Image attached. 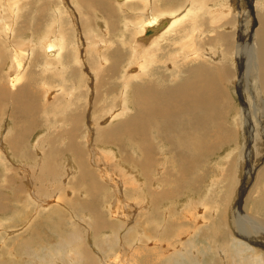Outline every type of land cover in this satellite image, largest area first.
Here are the masks:
<instances>
[{
  "label": "rangeland",
  "instance_id": "rangeland-1",
  "mask_svg": "<svg viewBox=\"0 0 264 264\" xmlns=\"http://www.w3.org/2000/svg\"><path fill=\"white\" fill-rule=\"evenodd\" d=\"M168 1L170 5L168 4ZM201 1L203 2L202 4H200ZM244 1L245 0H243V2ZM76 2L78 4V8H76L75 6ZM99 3L101 4V0H99ZM99 3H98V0H0V24L2 25L6 23V25H8L11 23L10 25L14 26V28H12V32H9L10 33L9 38L14 40L16 43H19L23 37L30 38L31 32H33L35 39H38L42 37L44 34H46L47 29L48 31H50L54 28L56 31H59L56 28V26L51 28V23L54 22L52 21L53 17L51 18L52 6H57L61 8L62 10H64L66 6L68 9L66 10V12H68L67 14L70 15L72 13V17L71 15L70 16L68 15L66 17H63L62 19L64 29L62 28L60 31L66 32L65 34L67 35V40H68V47L66 48V52L63 57V60L65 61L71 58L74 62V59L72 58V55L74 54H78L79 59L82 60V63H81L82 66H80V64L79 66H77V63L74 64L72 68L69 69L70 71L67 72L66 74L67 76H65L66 83L65 82L61 83V86H64L65 92L70 93L69 94L70 95L69 109L65 110L64 108H61V106L64 107L65 105L63 102V96L59 97V95L57 94V96L54 97V99L52 98V100L51 98L50 100H48V96L46 98V95H48V93L51 92V89H50L51 84H54V82L51 83L52 82L51 74L45 75L46 77L48 76V79H47L44 76V74L40 72L39 69L34 68V69H30L31 72H29V70L27 71L29 75L27 74L25 76V78L22 81L24 83L22 85V82H21L20 87L30 84L29 90L32 91L36 95V99H35L36 101L34 100L33 102L35 103L37 107V112L36 113H33V112L19 113L16 110L17 108L14 105V102L10 98L9 99L6 98L10 96L9 93H8L9 96H4L2 94V88L5 85H8L9 74H6V72L10 73L7 70V68H9V64H10L9 61L11 57L8 51V44L5 43L6 41L5 39H7L8 35L2 36L0 33V97H1L0 98V134H5V138H7L8 131H6V127L7 126L9 127L8 120L10 119H12L15 122V125L11 123L12 124L11 128L9 127V129L13 130L11 137L14 136V138L16 137L21 138L24 131H26L27 133L26 137H24L25 140L23 139V143H22L23 149H19L17 147H15L14 149L10 148L11 146L10 143H7L6 147L5 146L2 147L3 145L0 144V201H1L0 203L3 204L2 205L3 207L0 208V264H40L41 263L40 260L45 258V255L48 254L47 252L49 251V249L54 248V247H55L54 248L55 252L57 251V253L53 254V258L51 257L52 264H67V263L69 264V261H72L69 254L71 253V251L73 252V254H76L74 249H75V246L77 245H73L69 247L68 245L69 242L65 240L64 243L67 242V244L65 243L66 244L65 245L66 247H65L61 244L60 240H62V238L65 236L66 237L63 239H66L68 235H70L72 232L75 231L74 224L80 227L83 230V234L87 236L84 239H80L81 243L85 242L88 246H91V247L95 246L93 249L98 250V251H101L102 249V252L105 255L111 249L114 250V254L115 252L118 253L116 257L118 259L117 262L113 261L114 260L113 257H112L113 259L108 258L109 262L112 260L110 264H135V263L136 264L137 263L138 264L139 263L140 264H147V263L148 264H163V261H166V259L170 261H174L179 251L187 247L189 248V251H188L189 254L186 256H188V258L190 257L192 258V260L191 258L189 259V262H188L189 264L190 263L192 264H213L212 259L214 258V254H211V253L213 251L215 242L211 244L210 240H213L212 232L214 231L211 232L212 234L209 240L207 238V235L205 234V231H203L202 234L200 233L197 234L199 231L201 232L203 228L207 230V223H205L206 225H204V223L202 225L195 224V222L199 221V219L202 218L205 213L207 215V205L204 204L202 198L205 197L207 193V189L209 188L210 184H213L216 187V188L214 187V190H215L214 198H215L216 193H218L219 198L221 197L220 193L218 192L220 190H225L227 187H229L230 192H231L232 188L233 190L235 188L236 189L235 193H233L232 191L228 196L229 198L228 199L225 198V200L227 201L229 200L226 205L234 206V209L236 208L235 210L237 211L239 215L244 214L242 213L243 212L242 210H245L246 212V209L248 210L250 208V204L247 207H246V204H247L249 196L252 195L254 192V184L256 181V177H257L256 173H257V170L262 169L263 160H264V158L262 161L260 160L261 156L264 157V149H263L264 148V111H263L264 110V93H263V96L260 97L262 98L260 103L254 106L257 109H261L263 112H258L256 115L255 114L253 115V112L251 110V105H252L251 100L247 98L248 97L247 95L250 96L252 94V91L254 90L255 86L251 81L249 82L245 78L244 69H243L242 75L244 77L245 82H243V85L242 84L241 85H242V88L244 86L245 90L246 91L249 90L250 93L248 92L249 94L247 93V95L243 93L244 98H242L243 101H241L242 99H240V97L238 96L235 97L233 95L232 87H230L231 92L229 91L230 82L224 81V86L227 83L228 91L231 93L234 99V105H232V107L228 110V113H227L226 106L224 104L222 103L217 104L216 109L221 113V119H209L208 116H209L210 109L207 111V108L205 107L201 108L199 111L193 110V111L182 112L178 114L175 113V114H172V116L168 118H163V116L161 115H153L155 117L148 116V123L151 126V131L152 130L154 131L153 134L159 136V140H163V142L167 143L168 148L165 150L164 156L166 155L171 156V159L169 160V163L166 165L163 164V160L161 159L162 155L160 154L161 151L158 149L157 142L155 143L153 142V149H151L152 151L150 150L148 152V155H149L148 157L145 155L143 156V158H140L139 156H137L138 158H140V160L138 158L133 157V154H134L133 150L138 149L139 151L144 153L143 146L147 144V140H146L147 137L151 138L152 134L150 135L148 134L147 136H145L144 139H142V138H137L136 135L120 133L118 136L115 137L113 142L105 144V146H109L110 148L116 149L118 151V154H120L119 159L121 160L124 166L119 165L117 162L111 161V160L100 161L97 157H95L96 160H94L93 158L94 156L92 157V155L90 154L91 150L89 152V149H87V146H85L87 144L82 142L83 140L79 139V141L77 140L73 141L72 137L67 134L69 139L71 138V141H70L69 139L66 138L67 136L62 135V132L65 133V132L75 131L76 134L73 136H77L78 134H82L83 131L86 130L88 127H92L94 117L98 118L97 122L101 121L102 123V120H104L107 117L109 118L111 116L112 114L110 112L111 110H114L116 112V110L121 109L122 102L117 97L122 95V90L124 86L123 77H125L124 71L129 63V59L131 58L132 60L133 50L136 51L135 48L133 47L135 46L139 50L150 48V47L145 48L146 44H144L143 42L137 39V37L143 33L141 31V27L145 25L146 23H148L154 17L167 16V15L172 16V17L173 16L179 17V15L183 13V9L185 8V5H186L185 3H187V6H188L189 0H175V2H173L172 0H162V1L156 0L154 2L155 8H156L155 11L157 10L158 11L151 12L150 14V12H148L147 10H145L146 12L143 10L141 11L142 15L139 14L140 13L139 10H142L146 6L145 2L142 4L137 3L133 6H126L127 5L126 4L121 7L120 6L121 4L119 5L117 0H107V3L109 4V7H110L109 9L102 8L101 7L102 5H100ZM205 3H207V0H197L195 3L197 7L198 6L202 7L201 9L206 8L205 13L201 12L202 14H200L199 17L198 16L196 17L197 22L195 20H191V16H193V14L196 13V11L192 12L191 8H190L191 14L188 17L183 18L187 20H183L182 18L177 20L178 22L176 23L178 25H176V27L180 28V30L178 31V28L175 27L174 29H176V31L173 30L174 32L172 31L170 34H168L165 37L169 39V41L171 40L169 43H173V40H175L174 38H176L174 37L176 36V34L177 36L178 34L181 36V32L184 31V29H185V32H187V31L192 30V28L194 27H197L198 32L200 33L202 39L207 41V38H208L206 35L207 34V24H205L207 22V19H206L207 18V4ZM232 3L237 4L235 2H232ZM238 6L240 7V2L238 3ZM13 7L16 13L19 14V16L16 17L17 20H15V22H13L12 20L13 18L11 17V15L14 12ZM132 7L138 9L135 11L137 13V16L132 14L133 12V10H131ZM256 10L259 12L260 8L258 7ZM10 11L12 12L11 15L9 14ZM177 11L179 12V15ZM237 13L238 11L235 12V14ZM3 14L5 15L6 20L4 19ZM129 17H132L131 21L132 22L134 21L136 25L129 27L130 28L129 31H125L123 29L121 30V27L123 26V24L125 23V21H127ZM10 18L12 21L10 20ZM227 19L229 20L230 18H227ZM258 19H259V16H258ZM190 21L191 22L193 21V23H191ZM187 22H190V24ZM255 22H256L255 18H252V17L248 21L244 20L242 22L241 27L238 28L239 31H237L236 33V38L238 39L242 36L240 32L243 30H247V32L252 31L253 35L255 36L254 30H253V28L256 26V24H254ZM106 23L108 24V29H106ZM137 23L139 25L140 23H143V24H141L140 25L141 27L138 28L139 25ZM182 23L184 26L186 25L187 27L186 26L184 27ZM188 28H191V29L188 30ZM258 28H259V25H258ZM3 30H4L3 27L0 28V31H3ZM108 30L109 32L106 33V31ZM50 34H51V31H50ZM92 34H95L96 37H94ZM60 35L62 36L61 33ZM120 35H123L124 41H122L119 38ZM186 35L188 36V38H191L192 34L187 32ZM246 36H245V39H248V35ZM181 38H183V36H181ZM213 38L214 40H218L219 35L213 34ZM179 39L177 38L175 40L176 43L178 42L177 40ZM225 40L226 39H223V38L221 40L222 43L225 44L223 45L224 48L223 47L219 48L217 45H215L214 41L213 43L208 42L207 44H204V43L201 44L200 48L203 54L206 52L207 49L211 50L212 52V57L210 58L209 64L216 65L218 59L221 60L223 57L227 56L226 50L224 49H226L229 44L227 40L226 41ZM41 42L42 41L38 40L34 44L36 46L35 48L36 51H41V49L43 48L42 46L46 45V42H42L43 44ZM108 42H111L113 45L112 44L109 45ZM163 42L164 41H162L161 43L160 41L159 43H157L158 46L162 45ZM232 42H233V39H232ZM248 42L249 43L247 44V46H249L248 50H250V48L252 49L251 47L252 42L251 41H248ZM27 43H30V42H27ZM137 43H139L140 45ZM176 43L174 42L173 44L167 45V46H170V45L172 46L171 47L172 49H169L167 51L169 53V54L167 53L168 56L171 53V56L169 59H173L172 57L174 56V54H177V52L181 51L180 49L183 48L181 46H178L175 48ZM29 46L30 44H25L24 47H27V48L24 49V47H22V49L26 50L29 48ZM99 50L102 51L100 52V54H98ZM244 50L245 52L243 53V55L237 58V63L238 65L247 66L249 62H251V59H250V55L246 53V49ZM184 51L186 52L185 49ZM39 53L40 52H38V54ZM105 54L110 57V58L108 57L110 59V63L108 67L104 68L102 72H100L99 76L97 77L94 74L97 72V70L95 71V68L101 65L102 62L109 61ZM253 54H254V51H253ZM103 55H105L107 59ZM94 57L96 58V60ZM97 58L99 61V65H97L98 63ZM203 58H205L204 55H203ZM47 59H51V58H48L46 55L43 54L42 60H44L45 62V60ZM239 59H240V62H239ZM87 60L89 61L87 62ZM206 60L207 59H203L202 62ZM190 61H194L195 64L191 65L189 69L188 67L184 68L186 75L181 77L180 80L174 84H172L171 81H168L170 78L169 79L165 78V76H170V73L167 72L168 70L167 65H172L174 69L172 68L170 71H173L176 77L178 76V68L173 63H168V62L164 63L163 61H160V62H157L155 65L148 66V70L153 68L154 70L153 73L155 76L151 74L152 75L150 77L151 79L149 78L148 80L147 79L145 80L147 82L148 81L150 82V83L148 82L149 85L147 87L153 86V88L155 87L154 88L155 90L165 93L168 90V88H174L180 84L185 83L187 79H193L195 76L192 73V70L195 68H201L202 66L206 64L197 63L196 61L198 62L201 61V59L197 57H195L194 59L185 57L184 62H190ZM237 63H236L235 68L233 69V72H235L236 68H238ZM81 67L84 69H82ZM159 69H161V71H158ZM34 71H35V74H34ZM127 74H129V72H127ZM237 76L238 75L236 74V77ZM143 77H146V76H143ZM44 79H46V81L49 83L46 85L47 87L46 86L43 87L41 85V81ZM58 81L59 79H55V82H58ZM129 82L131 86H130L128 93L129 95L133 97V104L136 107V99L138 98L136 89L140 86L138 84V81L136 82L129 81ZM75 85L77 86L75 87ZM132 86H134V89L132 88ZM147 87H140V88H147ZM234 87L238 88V86L236 85H234ZM4 88L7 90L8 87L5 86ZM72 89L73 90L77 89V90L76 92H73ZM12 92L13 91H11V93ZM15 92L16 91L14 90L13 93ZM1 94L4 98L1 96ZM10 100L12 102H10ZM255 103L257 104V102ZM230 104H233V103H230ZM238 107L240 109H244V112L246 114L244 115V118L250 117V119L247 118L246 120L247 131H248L246 141H243V135L241 134V132L246 131V129L245 128L240 129L241 121L236 119V116L238 114ZM103 110H105L106 113L104 115H100ZM135 111H136V108L129 115H133ZM77 112H83L84 114V121L83 123L79 121L80 122L78 123L79 127H77V122L75 121V118H74L75 116H77ZM2 119L4 120L3 122H2ZM125 119L126 117L123 120ZM129 119L130 117L127 118L125 122L128 121ZM123 120L116 121V123L113 126L119 125ZM170 123H174V124L171 126ZM182 123H186L185 127L182 126ZM56 125L58 126L57 130H55ZM45 128H50L54 130L51 131L50 135H48L47 137L45 136L43 147H37L35 150H33L34 148H32L30 143L32 141L35 142V139H34L35 135L39 134ZM66 128L68 129L67 131H66ZM185 128L186 130H183ZM221 128L223 129L222 131H221ZM107 129L109 128H106L105 130ZM180 132L185 133L184 140H183V148H181L180 146L173 147L171 144L169 145L168 137L175 138ZM213 134L215 137L212 136ZM221 135H224L225 141L222 142L221 144H218V146H215L212 148L211 147L212 140H214L215 138L217 139ZM92 138H93L92 141H89L91 142V144L89 143L90 147L91 145H95V143H97L96 139L94 137ZM69 142L71 143V145L72 143H77L78 145L80 144L79 151H76L75 146L72 145L74 147V150H73V148L70 147ZM99 143L104 146V142L101 143V141H99ZM45 146H46V149H45ZM4 148L5 149L7 148L6 152L3 150ZM99 149H103V148H99ZM43 151H44V154H43ZM232 151L235 153L234 154V157H235L234 161H236L235 166H234V161L232 157H229L227 159L223 158L225 157V155L226 157H228V154ZM31 152H33V154L35 153V157L37 153V156H38L37 164L39 162L40 164L45 163L46 167L51 169V170L48 169L50 173L51 171H54V170H57V172L60 170L62 172H65V169H67L66 168L67 166L65 167V169H63V166L69 164V161L66 159L68 156H70V161H73L75 165L77 166V168L80 167L79 165L81 162H84L86 166L89 167L92 173H100L101 167L103 169H106L105 166L107 165L108 168L112 170V172H109L106 169L110 173V175H112V177H110L109 179L113 180L115 183L116 181L124 182V180L127 179L125 174H128L132 169H136L140 171L141 174L143 175V177L141 176L143 178L142 181L143 182L146 181L148 183L146 184V186H148L149 191L152 192L151 194L147 190L148 192L146 194L148 195H146V197L149 199L148 201H150L151 203H155L151 205L152 207L151 215L145 216L142 213V211H139L140 208L138 204L136 205L134 204V206H132L133 204L130 203L131 202L130 200H133L132 202L134 203V199H135L133 197L132 190L135 187L141 186L140 183L136 185L128 184V187L126 186V188L128 189V193L126 191L127 189L124 190L123 196L121 197L118 196L114 192V190H112L110 187H108L107 189H102L98 195L96 194L94 195V193L90 191L91 186L89 187V184L91 185V182L90 181L88 182L87 177L82 178L81 175L83 174L81 172H78L77 175L75 176L76 180L72 179L75 182L69 185L71 186V188H69L68 186L65 189L64 186H61V182H60V184H58L57 186L51 189L53 191V194L55 193L60 194V195L57 194V197H60L61 199L59 198L57 199L61 201L60 203L62 204V212L60 211L51 212V209H48L49 211L43 210L39 216L35 217L36 212H37V207L35 204L30 205L27 203L28 198H26L25 196L27 195L26 194L27 192L25 191L26 187L28 188V191H36V192L45 191L47 190L48 187H45V185L41 186L39 182L35 183V181L45 180V182H48V180L51 181V176H47L46 174L41 175V172L39 173L38 171L39 174H37L38 176L36 175L37 178L36 177L33 178V176H35V171L37 169L36 168L34 170L31 167L33 159L32 161H28L27 159L24 160L23 158V155L26 156L27 153L32 154ZM40 153L42 154V156H44L42 159L38 155ZM76 156L78 159L76 158ZM241 163H243L244 165L240 166L239 164ZM43 166H41V170L39 168L40 171L43 170ZM28 168H29V171H26V169ZM159 172H160L159 176H154L155 174L157 175ZM160 176H164L165 193L163 197H161V194H159V193H162L161 191L162 189H157L158 184H160L159 183ZM220 181L222 182L219 183ZM150 182L152 183V185ZM220 185L222 186L221 188H220ZM83 191H85V195H82L80 197L79 193ZM141 194H142V190H139L138 196ZM157 194L158 196H156ZM165 195H167V197ZM20 196L23 197L24 200L21 201L22 203L20 202L17 203L16 198ZM141 196H143V198L139 196L140 198L138 199L137 203L143 202L146 199L144 195H141ZM232 197L234 199L233 201H232ZM39 199H42L41 195L39 196ZM187 202L189 203L191 202L192 204L193 203L195 204L187 210L186 215L181 214V212H178V208L180 207V205H183L180 207V208H183L185 203L188 204ZM180 203H183V204H180ZM124 205L127 206L128 208L125 207ZM112 208L114 211L112 210ZM203 208H206L205 213L203 212V214L199 215V211H202ZM239 208L240 210H238ZM251 208H252V203H251ZM92 210L94 211L95 214L92 212ZM118 211L119 212H126V211L131 212V214H128V216H125L126 218L129 219L127 223L126 221L125 222L120 221L112 216V214L115 212L119 213ZM70 212H72L75 216L72 217ZM111 212L112 214H110ZM50 214H51V219L49 221H46V218ZM192 216H195L194 222H191ZM26 217H27V222H26ZM34 217H35V220H34L35 224L34 222L32 223L33 225L28 224V220H31L32 218L34 219ZM59 217L61 218V220L59 219ZM146 217H149L150 221H148ZM19 220H21L22 222L21 221L17 222ZM169 220H172V221H169ZM157 221H158V224H157ZM101 222H103L104 225H102ZM120 223L123 225H120ZM210 223L212 222L210 221ZM87 224L90 226H93V229H95L96 225L98 224L97 225L98 230L100 229L99 239L97 238V240H95L93 237V234L91 232L89 233ZM147 225H149V228H150L149 230L146 227ZM156 225H157L158 230L161 229L162 226H166V229L168 228L167 229L168 231H166L168 232L167 234L168 237L162 238V239L155 238L154 228H156ZM139 227H141V229H139ZM219 227L221 228V230H225L226 228L222 223L220 224ZM130 229L131 230L134 229V231H131ZM193 229L196 230V232L195 234L190 235V232L194 233ZM118 232H120L121 234ZM129 232L133 233L132 234L133 238L131 239L132 242L130 240H127V242H129L127 244L126 240H123V239H124V235L128 234ZM143 232L145 233L147 232L151 236L150 240H148L149 242L145 241V239L143 238L142 236ZM179 232L181 233L178 237V241H175L176 234H178ZM113 233H117V234H113ZM115 235L116 236L119 235V238L116 239ZM199 235L200 236L205 235V236L203 238V237H200ZM134 236L136 237L134 238ZM138 236L141 237L142 242L144 240L145 243L144 242L143 243L145 245L147 244L145 249H142V246H136L135 248H130L133 242L134 243L139 242V240L137 239ZM111 238L113 239V241L111 240ZM190 239L192 240V242ZM30 241L33 242L32 247L26 245V243H29ZM106 241H108L109 244ZM217 241L221 242L220 235ZM116 242H117V245L115 246ZM190 243L194 245L195 247L197 246L196 249L194 248L192 251H190V248H191L189 246L191 245ZM119 244H124L125 245L124 248L127 249L128 251L130 250V252H123L124 249L120 248ZM21 246L24 248H21ZM257 247L256 248L259 251V253H264V249H263L264 245L257 246ZM35 248H39V251H40L39 254L40 255L42 254V256L39 257L36 254H34ZM137 248L139 249V251ZM207 248L209 251L207 250ZM155 249L157 251H154ZM21 250H24V251L22 252ZM198 250H199V253H198ZM68 251H69V254L67 256L66 254L68 253ZM90 251H92L91 255L93 257H96L95 252L91 249ZM195 251L197 254L194 253ZM61 252H62V259H65L64 261L59 259ZM165 253H168V254H165ZM139 255L141 256V258ZM153 255L155 256L153 257ZM246 258L248 259V255ZM97 259H100L99 264H103L102 262L104 261L107 262L106 256H103L102 258L97 257ZM162 259H165V260H162ZM161 261L162 263H160ZM247 262H244V263H247ZM186 263L187 261L182 258L176 264H186ZM215 264H220V263L217 262ZM227 264H230V263H227Z\"/></svg>",
  "mask_w": 264,
  "mask_h": 264
},
{
  "label": "bare ground",
  "instance_id": "bare-ground-1",
  "mask_svg": "<svg viewBox=\"0 0 264 264\" xmlns=\"http://www.w3.org/2000/svg\"><path fill=\"white\" fill-rule=\"evenodd\" d=\"M117 1H118L119 5L121 4L120 5L121 7L126 5V4H127L126 6H133V5L137 4V3H141L142 4V3L145 2L146 6L142 10H139L140 11L139 14H141V11H143V10L144 11L147 10L148 12H150V14H151V12H157L158 11V10L155 11L156 8H155V3L154 2L156 0H137V1L136 0H117ZM172 1L175 2V0H172ZM196 1L197 0H189L188 6H187V3H185L186 5H185V8L183 9V13L181 15H179V12L177 11L179 17H177V16H173L172 17V16H168V15L167 16L154 17L148 23L143 25L142 27L140 25L143 24V23H140V25L137 23L139 25L138 28L141 27V31L143 32L140 36L137 37V39L139 41L143 42L144 44H146L145 48H147V47L148 48L150 47V48L149 49H141V50H139L137 47H135V46L133 47V48H135L136 51L133 50L132 60H131V58L129 59V63H128L125 71H124V76L125 77H123L124 86H123V90H122V95L117 97L122 102L121 109L120 110H116V112L114 110H111L110 111L112 113L111 116L109 118L107 117L104 120H102V123H101V121L97 122L98 118L94 117V121L92 123V127H88L86 130L83 131L82 134H78L77 136H73V135L76 134V132L73 131V132H65V133L62 132V135L67 136V134H68L69 136L72 137L73 141L74 140L75 141L76 140L79 141V139L83 140L82 142L87 144L85 146H87V149H89V152L91 150L90 154L92 155V157L94 156L93 157L94 160H96L95 157H97L100 161H102V160L103 161L111 160V161L117 162L119 165H123L121 160L119 159V155L120 154H118V151L116 149L110 148L109 146H105V144L113 142L115 137L118 136L120 133H127L129 135H136L137 138H142V139H144L145 136H147L148 134L149 135L152 134V136H151L152 139L147 137V139H146L147 140V144H145L143 146V152L144 153H142L138 149L137 150H133V153L135 154V155L133 154V157L134 158H138L137 156H139L140 158H143L144 155L148 157L149 156L148 152L151 149H153V142L154 143L157 142L158 149L161 151L160 154L162 155L161 159L163 160V164L166 165V164L169 163V160L171 159V156H168V155L164 156V152L168 148L167 143L163 142V140H159V136L153 134L154 131L153 130L151 131V126L148 123V116L155 117L153 115H161V116H163V118H168V117H171L172 114H175V113L178 114V113L188 112V111H193V110H198L199 111L201 108L205 107V108H207V111L210 109L209 116H208L209 119H221V113L216 109L217 104L218 103L224 104L226 106V112L227 113H228V110L232 107V105H234V99H233V97H232V95L230 93L231 92L230 87L233 88V95L235 97L236 96L240 97V99L244 98V94L243 93H245V95H247V93L249 92V90L248 91L245 90L244 86L242 88L243 82H245L244 77L242 75L243 69H244L245 78L249 82L251 81L254 84V86H255L254 90L252 91V94L250 95L251 97L249 95H247L248 96L247 98H249L251 100V104H252L251 105V110L253 112V115L254 114L256 115L258 112H263L264 110L262 111L261 109H257L254 106L258 105L260 103V101L262 99L260 97H262L263 93H264V0H250V1L249 0H245L246 2L245 1L243 2V0H207V3H205V4H207V18H206L207 22L205 21L206 22L205 24H207V34L206 35H207V37L209 39L207 38V41L202 39L200 33L198 32L197 27H194V28H192V30L187 31L188 33L192 34L191 38H188V36H187L188 34L186 35L187 32H185V29H184V31H182V32L180 31L181 32V36H183V38H181V36L179 34H178V36L176 34V36H174L176 38H174V39L175 40L177 38L179 39V37H180V39L177 40L178 41L177 43H176L175 40H173V43L174 42L176 43L175 44L176 45L175 48L178 47V46H181L183 48H181L180 49L181 51L177 52V54H174V56L172 57L173 59H169L170 56H171V53L168 56L167 55V53H168L167 51L169 49H172L171 48L172 46L171 45L167 46V45L173 44V43H169L171 40L169 41V39H167L165 37L168 34H170L173 30L176 31V29H174V28L176 27V25H178L176 23V22H178L177 20H179L181 18L183 19L184 17H188L191 14L190 13V8L192 9V12L196 11V13L193 14V16H191V20H195L196 21L197 20L196 17L197 16L199 17V15L202 14L201 12H204V13L206 12V10H205L206 8L201 9L202 7H200V6L197 7L196 6V4H195ZM232 2H235L237 4H234ZM239 2H240V7L238 6ZM98 3H99V0H98ZM162 3H160V4H162ZM202 3L203 2L201 1L200 4H202ZM168 4L170 5L169 1H168ZM100 5H102L101 7L105 8V9H109L110 8L109 4L107 3V0H101V4ZM183 5H184V3H183ZM75 6H76V8H78L77 2L75 3ZM258 7L260 8L259 12L256 10ZM11 8H12V6H11ZM13 9H14V7H13ZM16 9H17V7H16ZM64 10H62L61 8H59L57 6H52L51 18L53 17L52 21H54V22L51 23V28L56 26V28L59 31H56L54 28L52 30L49 29L51 31V34H50V31H48V29H47L46 34H44L45 36L44 35H43L44 37L42 36L43 38L40 37L38 39H35L33 32H31L30 38L23 37L22 40L19 43H16L14 40L9 38V36H10L9 32H12V28H14V26L13 25L11 26L10 25L11 23L8 24V25H6V23L2 24V25L0 24V28L3 27V29H4L3 31H0L1 35L2 36H7L8 35L7 39H5L6 40L5 43L8 44V51H9L10 57H11V59L9 61V63H10L9 64V68H7V70L10 73L6 72V74H9V76H8V85L9 86L5 85V86L8 87L7 90L4 88L5 86L2 88V94L4 96H9L10 95L9 97H6V98L7 99L10 98L14 102V105L17 108L16 110L19 113H21V112H29V113L33 112V113H36L37 112V107H36L35 103L33 102L36 99V95L32 91L29 90L30 89V87H29L30 84L29 83H28L29 85H25L24 84L25 86L20 87L21 82L23 81L25 76L28 74L27 71L29 70V72H31L30 69H34V68L39 69L40 72L44 74V76L51 74V81H52L51 83L54 82V84H51V86H50L51 87L50 88L51 92L48 93V95H46V98L48 96V100H50V98L52 100V98L54 99V97H56L57 94L59 95V97L63 96V102H64L65 105H64V107L61 106V108H64L65 110L69 109V105H70V95L69 94L70 93L69 92H67V93L65 92L64 86H61V83H64L66 81V77L65 76H67L66 75L67 72L70 71L69 69H71L74 64L77 63V66H79V64H80V66H82L81 65L82 60L79 59V55L78 54L72 55V58L74 59V62H73V60L71 58L69 60H65L66 62L63 60V57H64L65 52H66V48L68 47V40H67V35L65 34L66 32H64V31L61 32L60 30L62 28L64 29V26H63V23H62L63 22L62 21L63 17H66V16L69 15V14H67L68 12H66V10H68L66 6H65ZM131 10H133L132 14L137 16V13L135 11L138 10V9L132 7ZM236 10L238 11L237 14H235V12H237ZM13 11H14L13 12L14 15L12 14L11 11L9 12V14L10 15L12 14L11 15V17L13 18L12 20H13V22H15V20H17L16 17H18L19 14L16 13L15 9ZM4 14H3V16H4V19H5V15ZM70 15L72 17V13ZM258 16H259L260 20L258 19ZM251 17L255 18V20H256V22L254 23V24H256V26L253 28L255 36L253 35L252 31H248L247 32V30H243V31L240 32L242 34V36L237 39L236 38V33H237V31H239L238 28L241 27L242 22L244 20L248 21V20L251 19ZM227 18H230V19L228 20ZM10 20H11V18H10ZM131 20H132V17H129L127 19V21H125V23L121 27V30L123 29L125 31H129V29H130L129 27H132V26L136 25V23L134 21L132 22ZM183 20H187V19H183ZM190 22H187V23L190 24ZM191 23H193V21ZM185 24H186V22H185ZM182 25H183V23H182ZM258 25H259V28H258ZM15 27H16V25H15ZM176 28H178V27H176ZM106 29H108V24L107 23H106ZM189 29H191V28H188V30ZM179 30H180V28H178V31ZM223 30H225V31H223ZM221 31H223V32H221ZM108 32H109V30L106 31V33H108ZM251 32H252V34H251ZM60 33L62 34V36L60 35ZM119 34H120V32H119ZM213 34L219 35L218 40H214ZM92 35L94 37H96L95 34H92ZM246 35H248V39H245ZM119 38L122 41H124L123 35H120ZM222 38L226 39L228 44H229L227 46V48L224 49V50H226L227 56L223 57L221 60L218 59L216 65L209 64L210 63V58L212 57V52H211V50L207 49L206 52L203 54L201 52V48H200L201 44L202 43L207 44L208 42L209 43H213V41H214L215 45H217L219 48H222L223 45H225L221 41ZM232 39H233V42H232ZM38 40L42 41V42H46L45 46L41 45L43 47L42 49L39 48V49H41V51H36V49H35L36 46L34 44ZM160 41H161V43H162V41H164V42H163L162 45L158 46L157 43H159ZM248 41L252 42V46L251 47H252L253 50L251 48H250V50H248V48H249V46H247V44L249 43ZM27 42H30V43H27ZM108 43H109V45L112 44L111 42H108ZM25 44H30L29 48L26 49L27 51L24 50L25 48H27V47H24ZM137 44H139V43H137ZM100 45H101V43H100ZM22 47H24V49H22ZM184 49L186 50V52L184 51ZM244 49H246V53H248L250 55V59H251V62H249V64L247 66L238 65V63H237V58L240 57L241 55H243V53L245 52ZM144 50H146V51H144ZM247 50H248V52H247ZM160 51H161V53H160ZM175 51H177V50H175ZM253 51H254V54H253ZM38 52H40V53L38 54ZM100 52H102V51L99 50L98 54H100ZM137 52H139V53H137ZM170 52H172V51H170ZM158 53H160V54H158ZM43 54L46 55L48 58H51V59H47L44 62V60H42ZM101 54H103V53H101ZM105 55H103V56H105ZM192 55H193L194 58L197 57V58L201 59L200 62L196 61L197 63H205L206 64V65L202 66L201 68H195V69L192 70V73L195 76L193 79H187L186 82L183 83V84H180V85H178V86H176L174 88H168V90L165 93L160 92L158 90H155L154 89L155 87L153 88V86L147 87L150 82L148 81L149 82L148 83L145 80L146 79L148 80L152 75H154L153 68L148 70V66L155 65L157 62H160V61H163L164 63L165 62L173 63L178 68V76L176 77L174 75V72L170 71L173 68V66L172 65H167V68H168L167 72L170 73V76H165V78L166 79L170 78L171 80L169 79L168 81H171V83L174 84V83H177L180 80L181 77L186 75V72L184 71V68L188 67V69H189V67L191 65L195 64L194 61L184 62L185 61V57L194 59L192 57ZM203 55L205 56V58H203ZM106 56H105V58H106ZM97 57H99V56H97ZM108 57L109 56H107V58ZM103 58H102V60H103ZM109 58H108L109 61H104V62L101 63V65H99V61H98V58H97V61H98L97 65H99V66L95 68V71L97 70V72H96L97 74L94 73L97 77L99 76L100 72H102V70L104 68L108 67V65L110 63V59ZM100 59H101V57H100ZM167 59H169V60H167ZM203 59H207V60L202 62ZM95 60H96V58H95ZM88 61L89 60H87V62ZM239 62H240V59H239ZM246 62H248V61H246ZM236 63L238 65L237 67L239 69L236 68V71L233 72V69L235 68ZM36 64H38V65H36ZM180 65H181V67H180ZM82 69H84V68H82ZM239 70H240V72H239ZM158 71H161V69H159ZM127 72H129L130 75L127 74ZM34 74H35V71H34ZM236 74L238 75L237 77H236ZM163 75H165V74H163ZM143 76H146V77H143ZM154 76H153V78H154ZM45 77H43V78H45ZM46 78L48 79V76ZM55 79H59V81L55 82ZM129 81H134V82L138 81V84H139L140 87H147V88L138 87L136 89V93H137V97H138L136 99V107L133 104V97L131 95H129V93H128L129 89H130V86H131ZM224 81H226V82L229 81L230 82V86H229V91L230 92L228 91L227 83L224 86ZM46 82H47L46 79L42 80L41 81V85L43 87H45L47 84H49L48 82L47 83ZM82 82H83V80H82ZM23 83L24 82H22V85H23ZM72 85H73V83H72ZM234 85L238 86V88L234 87ZM71 86H69V87H71ZM76 86L77 85H75V87ZM167 86H169V85H167ZM132 88L134 89V86H132ZM14 90L16 91L15 93H13ZM76 90L72 89L73 92H76ZM11 91H13V92L11 93ZM8 93H9V95H8ZM2 94H1V96H2ZM11 100H10V102H12ZM241 101H243V99ZM255 102H257V104ZM230 103H233V104H230ZM39 106H40V104H39ZM135 108H136L135 113L133 115H129L135 110ZM70 110H72V109H70ZM105 113H106V111L103 110L100 115H104ZM244 115H246L245 112H244V109H240L238 107V114L236 116V119L241 121L240 122V129H244V128L246 129V131L241 132V134L243 135V141H246L247 135H248L246 120H247V118L250 119V117L244 118ZM125 117H126V119L130 117V119L125 122L126 119L123 120ZM74 118H75V121L77 122V127H79L78 126V123H80L79 121H81L82 123L84 121L83 112H77V116H75ZM118 120H123V121L119 125L113 126L116 123V121H118ZM3 121L4 120L2 119V122ZM11 123L13 125H15V122L12 119L8 120V125H9L10 128H11V125H12ZM173 124L174 123H170L171 126ZM188 124H189V122H188ZM188 124H187V126H188ZM185 125H186V123H182V126L185 127ZM9 127L8 126L6 127V131H8L7 132V138H5V134H0V144L3 145L2 147H4V146L6 147V144L10 143V145H11L10 148L14 149L15 147H17L19 149H23L22 148V143H23V139L25 140L24 137H26V134H27L26 131H24V133L21 136V138H17V137L14 138V136L11 137V134H12L13 130L9 129ZM106 128H109V129L105 130ZM186 128L183 129V130H186ZM57 129H58V126L56 125L55 130H57ZM52 130H54V129L45 128L39 134L35 135V138H34L35 142L32 141L30 143L32 148H34L33 150H35L37 147H43L45 136L47 137L48 135H50ZM67 130L68 129L66 128V131ZM222 130L223 129L221 128V131ZM150 131H151V133H150ZM184 135H185L184 132H180L175 138L168 137L169 145L171 144L173 147L180 146L181 148H183ZM212 136H214V134ZM92 137H94L96 139L97 143H95V145H91V147H90L91 142H89V141H92V139H93ZM66 138L69 139L68 136ZM7 139H9V140H7ZM69 140L71 141V138ZM99 141H101V143L104 142V146L102 144H100ZM224 141H225V137H224V135H221L217 139L215 138L214 140H212L211 147L213 148L215 146H218V144H221ZM255 142H257V141H255ZM69 144H70V147L73 148V150H74V147L72 145L75 146V150L76 151H79V145L80 144L78 145L77 143H72V145H71L70 142H69ZM50 145H51V143H50ZM76 145H78V146H76ZM97 147L103 148V149H99ZM154 147H155V145H154ZM45 149H46V146H45ZM1 150H2V148H1ZM3 150L6 152L7 148L6 149L4 148ZM253 152H254V150H253ZM31 153L32 154L27 153L26 156L23 155V158H24V160L27 159L28 161H32V159H33L31 167L34 170L37 168L36 171H35V176H33V178L36 177V175L39 174L40 172H41V175H45L46 174L47 176H51V181H49L47 179L48 182H45V180H42V181L36 180L35 181V183L39 182L41 184V186L45 185V187H48L47 190H45V191H37V192L36 191H28V188L26 187L25 191L27 192L26 193L27 195H25V196H26V198H28L27 203L30 204V205L35 204L36 207H37V212H36L35 217L39 216L43 210L44 211L45 210L49 211L48 209H51V212H53V211L62 212V204L60 203L61 201H59V199H61V198L57 197L58 193L53 194V191L51 189L54 188L55 186H57L58 184H60V182H61V186H64L65 189H66L69 185H71L72 183L75 182L72 179H75V176L77 175L78 172H81L83 174V175H81L82 178L83 177H87L88 182L89 181L91 182V185L89 184V187L91 186L90 191L92 193H94V195L95 194L98 195L99 192L102 189H107L108 187H110L112 190H114V192L118 196L121 197V196H123V191L127 189L126 186L128 187V184H135L136 185V184L140 183L141 186L133 188V190H132L133 191V197L135 199H134V203L132 202L133 200H130L131 201L130 203L133 204V205L131 204L132 206H134V204L135 205L138 204L139 208H140L139 211H142V213L145 216L151 215V212H152L151 205L155 204V203H151L150 201H148L149 199L146 197V195H148L146 193L149 191V187L146 186V184H148L146 181L145 182L142 181L143 175L141 174L140 171H138L136 169H132L128 174H125L127 179L124 180V182L116 181V183H115L113 180L109 179L110 177H112V175H110V173H109V172H112V170L109 169L107 165L105 166V168L109 172L106 169H103L101 167L100 173H92L91 170L89 169V167H87L84 162H81L80 165H79L80 167L77 168L75 163L73 161H70V156H68L66 159L69 161V164L63 166V169H65V167L67 166L66 167L67 169H65L66 173L62 172L60 169H59L60 171H58L59 173L57 172V170L51 171V173H50V171H48L49 168L46 167L45 163L40 164V162H39L37 164V161H38L37 160V157H38L37 153H36V157H35V153L34 154H33V152H31ZM43 154H44V151H43ZM234 154L235 153L232 151V152H230L228 154V157H226V155H225V157H223V158L227 159L229 157H232L233 161H234L235 160ZM38 155H39V157H41V159L44 157V156H42L41 153L38 154ZM76 158H77V156H76ZM140 158H138V159L140 160ZM237 158H238V156H237ZM263 158L264 157L261 156L260 160L262 161ZM235 162L236 161H234V166H235ZM96 163H98V162H96ZM38 165H39V167H38ZM239 165L242 166L244 164L241 163ZM41 166H43V170L42 171H40L41 170ZM240 166H239V168H240ZM258 166H260V165H258ZM39 168H40V170H39ZM49 170H51V169H49ZM26 171H29V168L26 169ZM38 171H39V173H38ZM152 175H153V173H152ZM159 175H160V172L157 175L155 174L154 176H159ZM256 175H257V177H256V181H255V184H254V192L252 191L253 194L249 196L247 204H246V207L250 204V208H251V203H252V208L251 209L249 208L248 210L246 209V212H245V210H242L243 211L242 213H244V214H241L239 212L241 214V215H239L237 213V211L235 210L236 208L234 209V206L226 205L229 200L227 201V200H225V198L228 199L229 198L228 196H229V194L232 191H233V193H235V190H236L235 188H234V190L232 188V190L230 192V188L226 186L227 188L225 190L218 191L220 193V195H221V197H220L221 199H220L219 196H218V193L215 194V198H214V192H215L214 187L215 186L213 184H210L209 188L207 189V193H206L205 197L202 198L204 204L207 205V215L205 213L206 208H203L202 211H199V215L203 214V212L205 214H204V216L202 218L199 219V221H196L195 224L202 225L204 223V225H206L205 223H207V230L205 228H203L201 230V232L199 231L197 234H199V233L202 234V232L205 231V234L207 235V238L209 239L211 234L213 233V237H212L213 240L209 239L211 241V244L213 242H215L213 251L211 253V254H214V258L212 259L213 264H215L217 262L220 263V264H227V263H230V264H264V253H259V251L257 250V248H258L257 246H263L264 245V243H263L264 242V160H263L262 169L257 170ZM221 182L222 181H220L219 183H221ZM159 183L160 184H158L157 189H162L161 190L162 193H159V194H161V197H163V195L165 193L164 176H160L159 177ZM223 184H221V185H223ZM151 185H152V183H151ZM221 185H220V188L222 187ZM147 187H148V189H147ZM69 188H71V186H69ZM139 190H142V194L141 195H144L146 199L143 202L137 203L138 199L140 197L143 198V196H141V195H139L140 197L138 196ZM126 191L128 193V189ZM91 192H89V193H91ZM71 193H72V191H71ZM124 193H126V192H124ZM150 193L152 194V192H150ZM79 194H80L79 196L81 197L82 195H85V191H83V192H81ZM40 195L42 196V199H39ZM58 195H60V194H58ZM150 196H152V195H150ZM156 196H158V194ZM165 196L167 197V195H165ZM57 198H59V199H57ZM16 200H17V203H19V202L22 203L21 201H23L24 198L20 196V197H17ZM233 200L234 199L232 197V201ZM94 201H95V199H94ZM187 203L188 204L185 203L183 208H180L181 206H183V205H180V207L178 208V212H181V214L186 215L187 214V210L195 204V203L192 204L191 202L190 203L187 202ZM180 204H183V203H180ZM2 205L3 204L0 203V208L3 207ZM24 205H25V203H24ZM106 205H108V204H106ZM83 206H84V204H83ZM21 207H23V206H21ZM117 207H118V205H117ZM125 207H127V206H125ZM112 210H113V208H112ZM125 210H126V208H125ZM238 210H240V208ZM28 212H29V210H28ZM92 212L94 213L93 210H92ZM70 214H71L72 217L75 216L72 212H70ZM110 214H112V212ZM128 214H131V212H127V211L126 212H119V213L115 212V213L112 214V216L114 218L120 220V221H123V222L126 221V223H127V221L129 219L126 218L125 216H128ZM242 215H244V216H242ZM92 216H94V215H92ZM35 217H34V219L32 218L31 220H28V224H32L34 222V220H35ZM55 217H56V215H55ZM194 217L195 216H192L191 222L195 221ZM146 218L148 219V221H150L149 217H146ZM50 219H51V214L46 218V221H49ZM59 219L61 220L60 217H59ZM213 219H214V221H213ZM21 220H19L17 222H20ZM72 220H73V218H72ZM169 221H172V220H169ZM210 221L212 223H210ZM26 222H27V217H26ZM221 223L226 227L225 230H221V228L219 227ZM34 224H35V222H34ZM101 224L104 225L103 222H101ZM157 224H158V221H157ZM97 225H96L95 229H93V226H90V225L87 224V228L89 229V233L91 232L93 234V237H94L95 240H97V238L99 239V236H100L99 235L100 229L98 230ZM120 225H123V224L120 223ZM146 227H147L148 230L150 229L149 225H147ZM139 229H141V227H139ZM167 229H166V226H162L161 229L158 230L157 229V225H156V228H154L155 238L162 239V238L168 237V235H167L168 232H166V231H168ZM189 229H187V230H189ZM74 230L75 231L72 232L70 235H68L66 239H63V238L66 237L65 236V237L62 238L63 241L60 240V242H61V244L63 246H65L67 244V242H65L66 244L64 243L65 240L69 242V244H68L69 247H71L73 245H77V246H75V249H74L76 254H73L72 251H71L70 254H69V251L66 254L67 256L69 254V256L72 259V261H69V264H99L100 263V259H97V257L98 258L99 257L102 258L103 256L107 257V262L104 261V262H102L103 264H110V262L112 260L109 262V259H113V258H114L113 261L117 262L118 259L116 257L118 255V253L115 252V254H114V250L113 249L109 250V248H108L109 251H108V253L106 251L107 254L105 255L102 252V249H101V251H98V250L93 249L95 246H93V247L88 246L83 241H82L83 243H81L80 239H84L87 236H85L83 234V230L80 227H78L77 225L74 224ZM86 231H88V230H86ZM131 231H134V229H132ZM193 231H194V233L190 232V235L195 234L196 230L193 229ZM212 231H214V232H212ZM118 233H120V232H118ZM129 233H130V235H129ZM129 233L124 235V239H123V240H126L127 244L129 243V242H127V240L131 241V239L133 238V236H132L133 233L132 232H129ZM180 233L181 232L176 234L175 241H178V237H179ZM113 234H117V233H113ZM113 234H112V236H113ZM219 235H220L221 242L217 241ZM142 236L145 239V241L150 240V237H151L149 235V233H147V232L146 233L143 232ZM170 236H171V234H170ZM204 236L201 235L200 237L204 238ZM135 237L136 236H134V238ZM115 238L118 239L119 235H117V236L115 235ZM107 239H108V237H107ZM137 239L139 240V242H137V243L133 242L130 248H135L136 246H142V249H145L147 244L146 245L144 244L145 243L144 240H143V242H144L143 243L140 236H138ZM260 239H262V240H260ZM86 240H87V238H86ZM111 240L113 241L112 238H111ZM92 242H93V240H92ZM106 242L108 243V241H106ZM191 242H192V240H191ZM26 245L32 247L33 246V242L30 241L29 243H26ZM116 245H117V242H116L115 246ZM119 246H120V248L124 249L123 252H130V250L128 251L127 249L124 248V246H125L124 244H119ZM189 246L191 247L190 251H192L194 248L196 249V247H197V246L195 247L192 244L189 245ZM198 246H199V244H198ZM21 248H24V247L21 246ZM54 248H50L49 249V251L47 252L48 254L45 255V258L40 260V262H41L40 264H52L51 257L53 258V254L57 253V251L55 252ZM90 249L95 252L96 257H93L91 255L92 251H90ZM207 250H208V248H207ZM21 251L23 252L24 250H21ZM34 251H35L34 254H36L37 256H39V257L42 256V254L41 255L39 254V252H40L39 248H35ZM138 251H139V249H138ZM152 251H153V249H152ZM154 251H157V250L155 249ZM188 251H189L188 247L184 248L183 250L181 249V251H179V253H178V255H177V257H176V259L174 261H170V260L166 259V261H163V264H176L182 258L184 260H186L187 263H188L189 259L191 258V257L188 258V256H186V255L189 254ZM194 253H196V251ZM198 253H199V250H198ZM60 254L61 255L59 256V259L64 261L65 259H62V252ZM165 254H168V253H165ZM247 255H248V259L249 260L246 258ZM125 256H126V254H125ZM154 256L155 255H153V257ZM54 258H56V257H54ZM57 258H58V256H57ZM140 258H141V256H140ZM162 260H165V259H162ZM191 260H192V258H191ZM214 261H215V263H214ZM244 262H247V263H244ZM160 263H162V261ZM190 264H192V263H190Z\"/></svg>",
  "mask_w": 264,
  "mask_h": 264
}]
</instances>
